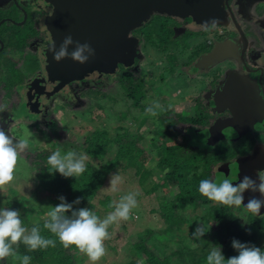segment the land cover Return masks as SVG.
<instances>
[{
	"label": "rangeland",
	"instance_id": "rangeland-1",
	"mask_svg": "<svg viewBox=\"0 0 264 264\" xmlns=\"http://www.w3.org/2000/svg\"><path fill=\"white\" fill-rule=\"evenodd\" d=\"M193 1L190 0L188 4H195ZM217 1H219L220 5L224 2V0ZM262 3L260 7L264 9V2ZM53 13L54 8L47 17L48 23ZM153 15H159L160 17L154 16L153 19L156 22L153 21L152 24L148 25V31L144 33L149 44V47L146 46L144 48V51L148 55L147 61L149 64L141 68V73L135 79L138 90L134 95H140L144 98L142 104L146 108L150 103L159 102L162 104L163 101L161 99L163 98L160 96L166 93L168 94L169 89L173 91L180 89L177 98H182L187 93H191L197 86L195 81L188 77L186 71L180 68L183 62L190 60V54L194 51V47L197 44L195 42H199V39H191L188 42L184 41L181 43L182 46L179 44L173 45L163 39L161 32L162 22L167 19L170 21V18H167V16L178 19L184 16L180 12V9H175V12L171 10V13L167 14V11H158V9L152 8L148 11L146 18L129 25L127 31H125V35H122L120 37L121 39L118 38L120 43L125 47L122 51L128 53V56L118 61L115 67L107 71L90 72V74L82 75L78 79L75 77L71 78L62 71L57 73L59 67L48 61V58L44 61H42V58V60L39 59L42 65L36 68L37 71L33 77L34 79L37 76L39 77V80L34 82L37 85L34 87V83L32 84L34 88L31 85L29 86L30 81L34 79L26 80L23 74L21 76V86L15 87L16 89L10 88L6 93L0 90L1 105L5 111L8 108V103L12 95L18 103L17 106L14 104L13 107L17 108V111H23V114L13 122H8L3 117L0 118V125L5 130L10 128L9 135H13L17 139L29 140V147L22 154L16 168V180L11 185H6L0 191V208L7 207L18 210L21 213V219L23 221L26 220L24 226L28 229L37 221H44L46 219V213L51 210L50 206H56L51 202L54 196L37 188L35 172L31 167L32 165L28 163V159H34L35 154L38 152H44L50 156L51 151L57 149L61 151L62 155L68 151L81 153L80 150H82L85 135L95 129H105L107 135L112 137L117 131L121 130L117 129L120 126L121 128H127L133 131L132 133H135L134 135L138 134L142 136L139 143L143 144L145 148L143 154L145 159L142 163L143 168L139 169L140 171L138 173L127 159L121 158L115 169L109 172L103 185L89 203L73 204L74 209L88 207L103 219L114 211V207L109 209V211L105 209L100 202L104 197L109 198L111 203L113 201L118 203L123 195L135 192L139 193L136 197L138 206L132 210L130 219L126 221L122 220L109 226L108 231L111 238L104 242L106 255L97 264H124L132 259L138 261L139 264H145V255L142 252L137 253L135 256L131 255L133 252H131L130 247L134 242L139 241L138 237L147 229L152 230V233L149 236L147 235L144 245L148 251L154 254L160 255L161 242H166L162 250L167 253L177 250L180 245L189 248L197 254L203 251V247L200 244L196 245L195 242H190V239L179 244L180 240L177 236L181 232L178 228L176 232L172 233L162 230L167 226V222L160 212L161 199L163 201H171L173 194L178 192V187L169 185L168 182L162 183L164 170L157 169L155 163L161 147L163 148L167 143H173L168 138H161V147L157 145V142L161 141L159 135L165 132L164 124L158 118L162 117V115L152 116L146 114V108L145 110H141L133 106L130 97H121V89L124 90V88L119 85L117 86L115 81L117 67L120 62H123L125 66L133 67L136 56L140 57L139 51H136V38L130 34L131 29H136L144 25ZM220 15H222V12L218 10L212 15L211 19L220 17ZM156 24L160 27V30H158ZM182 38L184 39L185 37ZM8 42L14 51H22L23 42L20 35L18 38H11ZM51 43L52 39L46 48L43 47L42 51L44 52L37 51L40 58L47 57V51H49ZM9 56H11L10 53ZM10 66L11 62L8 60L5 61V66L0 63V69L2 70L0 76L8 81L16 77V70ZM116 80L118 79L116 78ZM95 81L100 83L96 88L101 93L100 99L98 100L96 98L99 97H96L94 94H88L85 90L86 88L95 87L93 83ZM71 82L77 83L75 84L76 87L71 86ZM150 92H154L155 94H150ZM158 94L160 95L158 96ZM151 95L152 97H149ZM156 96L159 98L156 99ZM169 100L170 102H176V99ZM34 125L42 127L48 125L47 128L49 130L45 128L47 132L45 134L39 128H34ZM176 141L174 140V142ZM194 143H196V140ZM113 151H115L114 144L110 146L104 158L108 160L113 154ZM193 152L198 154L195 150ZM139 155L136 158L138 161ZM92 163H94V160H92ZM194 166L193 171H188L187 168H183L181 172L184 173L185 171V174L191 178H193V173L206 178L207 173L202 160H196ZM221 172L226 174L225 170H221ZM118 173L122 182L119 184L117 191H112L110 188V180L113 174ZM211 174L212 172H209V177H211ZM217 181L220 182L219 179ZM62 197L66 199V196L62 195ZM59 198L57 199V205L61 202ZM66 201L68 203L70 202L68 198ZM210 202L213 206L218 204L213 201ZM207 207V204H204L192 209L188 204H179L175 208V212L181 218H185L184 220L190 217V219L197 221V218H195L196 215L198 217L200 214H203L204 209ZM235 214L241 217L237 218L244 225H246L247 220L261 222L262 226H258L259 224L257 223V225L252 224L247 232V237L253 240L252 245L264 249V221H262L264 217L246 216L237 211L236 213L233 212V215ZM234 217L236 218V216ZM186 222L188 223L187 220ZM187 223L179 225L182 233H188L189 223ZM200 223L202 221L199 219ZM230 242L233 241L231 240ZM74 254L77 257L75 264H92L88 257L79 252L78 249ZM183 255V259L189 261V256L185 253Z\"/></svg>",
	"mask_w": 264,
	"mask_h": 264
},
{
	"label": "flooded vegetation",
	"instance_id": "flooded-vegetation-1",
	"mask_svg": "<svg viewBox=\"0 0 264 264\" xmlns=\"http://www.w3.org/2000/svg\"><path fill=\"white\" fill-rule=\"evenodd\" d=\"M262 2L264 0H224L220 10L222 15L214 18L218 23L214 28L209 25L210 30L205 28L204 22L211 21V17H208L209 20L208 18L198 20L192 15H184L181 19L167 16L170 21L165 20L161 28L163 39L173 45L182 46L181 43L184 41L199 39V42L194 41L197 44L194 51L191 50L190 60L183 62L180 68L195 81L196 88L182 98H177L180 89L174 91L169 89L168 94L160 97L163 98L162 104L165 105H161L166 108L167 116L174 120L172 128L178 132V136L171 137L172 143L182 144L185 150L199 152L202 162L206 160L205 169L212 172L211 177L207 179L214 182L228 178L235 184L244 176L258 180L257 171L264 170V9L260 7ZM53 8L54 4L47 0H0V54H2L0 63L5 66V61H10L11 67L19 72L20 78L23 72H26V80L34 79L36 68L42 65L39 59L43 58L44 61L47 58H40L37 51L46 48L52 39L47 17ZM154 16L159 15H153L144 25L131 29L130 34L136 38V51H139L140 57L136 56L133 67L120 62L115 77V80L117 78L116 81H119L118 85L124 84L128 77L132 78L135 84L141 68L149 64L148 55L144 51L149 44L144 33L148 31V25L156 22ZM19 35L23 42L21 52L14 51L8 42ZM217 43L230 45L219 59L207 65H200L202 57ZM37 80L38 76L30 81L29 86L32 87ZM21 82V80L12 82L10 88L16 89L15 87L21 86ZM93 83L100 85L96 81ZM75 84L77 83H70L76 87ZM36 85L34 83V87ZM1 91L7 92L5 89ZM121 93L123 97V89ZM158 96L155 98H159ZM143 99L140 96L141 105L135 107L145 110ZM169 99H176V102H170ZM14 104L17 106L18 103L12 95L6 111L0 112V118L13 122L22 115L23 111H17V108L13 107ZM150 105L152 103L148 107ZM168 105L172 107L169 109ZM250 105H253L254 110H249ZM255 109L259 111L258 114H255L257 112ZM238 117L242 118L240 125L244 127L243 131L237 129ZM253 119L259 121L249 127V121ZM48 125L45 127L34 125V128L48 129ZM159 143L160 141L157 145ZM217 156H221V159L214 161ZM244 158L247 159L245 166H239L240 168L230 166V163L234 164L236 160ZM221 170H225L226 174ZM251 197L264 199L259 192L249 190L244 193V203L247 204ZM229 210L231 211V208ZM236 211L246 216L257 217L243 207ZM260 217H264V207L261 209Z\"/></svg>",
	"mask_w": 264,
	"mask_h": 264
},
{
	"label": "trees",
	"instance_id": "trees-1",
	"mask_svg": "<svg viewBox=\"0 0 264 264\" xmlns=\"http://www.w3.org/2000/svg\"><path fill=\"white\" fill-rule=\"evenodd\" d=\"M162 25H164V21L162 22ZM1 55L2 54H0V57ZM18 73L16 72V77L10 81L7 79L5 80L0 76V90H9L12 82L21 80ZM23 74L25 76L27 75L26 72H23ZM133 81L132 78L128 77L126 82L124 84H119V86L124 88V96L133 99L132 105L137 106L141 105V103H139L140 95H134L138 88H136L137 83L133 84ZM118 82L116 81L117 85ZM97 87L98 85L96 84L95 87L85 89L88 94H94L96 97H99L96 98V100L100 99L101 94L96 89ZM160 115H162V117L158 118H160L164 124L165 132L159 135L161 140L158 144L159 147H161L162 143L161 138H168L171 140V137L178 136L177 130L172 128L174 120L167 116V110L162 111ZM117 129L121 130L117 131L112 137L107 135L105 129H95L85 135L82 143L83 147L80 152L86 154L88 157V160L86 161L87 168L82 175L77 177L65 178L59 172H51V168L47 162L49 155L44 152L36 153L34 159H28V163L32 165L31 167L35 172L37 188L54 196L51 201L54 205H57V199L62 195L70 200L69 203H73V201L79 198L81 201L80 203L83 204L86 202L89 203V201L94 198L99 188L103 185L109 172L115 169L121 158L127 159V161H129V163L135 168L134 170L138 173L140 171L139 169L143 168L142 163L145 159L143 155L145 148L143 147V144L139 143L142 136L138 134L134 135L135 133L133 134V131H130L127 128H121L120 126L117 127ZM39 130L45 134L47 133L45 128H39ZM113 144L115 146V151H113L111 157L106 160L104 156ZM54 151L56 150L51 151V154ZM196 153L198 154H195L190 150H185L182 144L175 145L167 143L163 148L161 147V151L158 152L155 166L161 171L164 170L162 183L168 182L169 185L171 184L178 187V192L173 194L171 201H163L161 199L160 212L164 220L167 222V226L162 230L172 233L176 232L178 228L181 232V234L177 236L180 240L179 244L190 239V242H195L196 245L200 244V246L203 247V251L202 253L197 254L189 248L180 245L177 250L167 253L162 250V247L166 245V242H161L162 246L159 253L160 255L154 254L153 252L148 251L144 245L147 235L149 236L152 233V230L147 229L143 234H140L138 237L139 241L134 242L130 247L131 252H133L131 255L135 256L139 252H142L145 255V264H206V257L213 245L222 246L225 258H231L232 256L238 255V252L234 249L232 242L230 241L235 239L241 243L252 245L253 240H250L247 237L248 230L251 228L252 224L257 223L259 224L258 226H262L259 221L253 222L249 220H247L246 225H244V223L240 222L237 217H234L233 212L229 210V207L221 204L213 206L211 205V200L200 194L198 190L199 182L203 179L209 178L208 170L206 169V178L202 175H196L195 173L192 174L193 178H191L185 174V171L184 173L181 172V169L183 168H187L188 171H193L195 168L194 162L196 160H202L199 152L196 151ZM138 155L139 161L136 159L138 158ZM220 159L221 156H217L214 161ZM92 160H94V163H92ZM203 164L206 166V160ZM100 202L106 210L109 211V209L112 208L110 207V204L112 203L109 198L104 197ZM179 204H188L192 209L198 205L200 206L204 204H207L208 207L204 209L203 214H200L198 217L196 215L195 218H197V221L190 219V217L186 219L189 223L188 224L186 220H184L185 218H181L177 212H175V208ZM199 219L202 221V224L207 226L208 232L201 239H196L192 235L195 232L196 227L199 225ZM44 221H37L32 224L31 227L39 226L42 236L56 240L55 247L49 246L47 249L28 251L27 247L21 243L16 249L17 255L15 257L10 256L5 260L0 261V264H22L21 258L23 255L31 257L30 264H75L77 257L74 252L77 248L75 246L65 248L56 236L43 227ZM183 223L189 225L188 233L186 234L182 233V230L179 227V225ZM23 224H26V220L23 221ZM183 253L189 256V261L183 259ZM124 264L139 263L132 259Z\"/></svg>",
	"mask_w": 264,
	"mask_h": 264
},
{
	"label": "clouds",
	"instance_id": "clouds-1",
	"mask_svg": "<svg viewBox=\"0 0 264 264\" xmlns=\"http://www.w3.org/2000/svg\"><path fill=\"white\" fill-rule=\"evenodd\" d=\"M217 23L218 20L212 19L205 21L204 26L206 29H209V25L214 28ZM73 44H75V48L69 52V47ZM49 50L52 51L57 62L70 57L74 61L84 64L90 57L95 56V50L90 44L74 41L71 35L64 38L59 49L52 45ZM171 107L172 105H168L169 109ZM3 111L5 109L0 107V112ZM161 111H165V109L159 102L146 108V114L152 116H158ZM9 132L10 128L5 130L0 125V191L16 180L15 172L18 162L29 147L28 139H17L13 135H9ZM87 160L86 154L68 151L62 155L59 149L47 158L51 172H59L65 178L82 175L86 171ZM257 177L258 180H254L249 176H244L239 183L235 184L228 178H224L220 182L203 179L199 182L198 190L209 200L233 209L234 213L243 207L251 214L260 217L264 199L251 197L247 204L244 203V193L249 190L254 193L259 192L261 197H264V170H258ZM121 182L119 173L113 174L110 180L111 190L117 191ZM138 195V192L128 193L123 195L118 203L113 201L110 207H114V211L103 219L88 207L74 209L73 204L81 202L79 198L73 203H68L61 196L59 198L61 202L58 205L50 206L51 210L46 213L43 227L56 236L65 248L75 246L79 252L88 257L92 264H97L106 255L104 242L111 238L108 231L109 226L130 219L132 210L138 206L136 199ZM69 213L71 214L69 215ZM234 216L240 217L238 214ZM207 232V226L200 223L196 227L193 237L201 239ZM21 243L27 247L28 251L56 246V240L41 235L39 226H33L30 230L26 228L18 210L7 207L0 208V261L10 256L15 257L16 249ZM232 246L237 250L238 255L226 259L222 246L213 245L206 257V264H264V249L241 243L235 239ZM21 259L22 264H30V256L23 255Z\"/></svg>",
	"mask_w": 264,
	"mask_h": 264
},
{
	"label": "water",
	"instance_id": "water-1",
	"mask_svg": "<svg viewBox=\"0 0 264 264\" xmlns=\"http://www.w3.org/2000/svg\"><path fill=\"white\" fill-rule=\"evenodd\" d=\"M54 4V13L50 18L48 27L52 32V45L59 49L64 38L71 35L74 41L81 44L88 43L95 50V56L88 62L81 64L73 59L65 58L59 62L54 59L52 51H47V58L55 66L57 73L63 72L69 77L80 78L90 72L107 71L115 67L122 56L127 58L128 53L122 51L125 48L118 38L125 35L129 25L146 18L152 8L158 11L180 9L184 15H192L198 20L212 17L216 11H220L222 5L217 0H194L195 4H188L190 0H47ZM145 16V17H144ZM208 18V20H209ZM121 39V38H120ZM119 40V41H118ZM229 43H217L213 49L200 60V65H207L219 59ZM51 48V47H50ZM75 44L69 47L73 51ZM60 79V78H59ZM249 110H254L250 105ZM257 111V109H255ZM257 111L255 114H258ZM256 118V117H255ZM242 119L238 117L237 129L243 131L240 125ZM261 119V117H260ZM256 121H259V119ZM255 119L249 121V127L256 123ZM247 159L236 160L230 163L232 168L245 166ZM227 166V164H226Z\"/></svg>",
	"mask_w": 264,
	"mask_h": 264
}]
</instances>
